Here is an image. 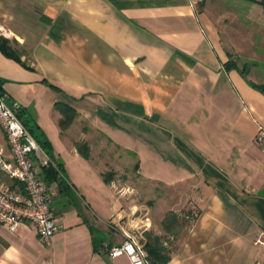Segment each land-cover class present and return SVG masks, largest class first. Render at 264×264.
<instances>
[{
    "label": "crops",
    "instance_id": "0c3cea01",
    "mask_svg": "<svg viewBox=\"0 0 264 264\" xmlns=\"http://www.w3.org/2000/svg\"><path fill=\"white\" fill-rule=\"evenodd\" d=\"M202 1L0 0L10 31L1 42L14 53L0 48V92L40 143L37 166L62 225L46 245L33 223L14 232L0 222V264H126L109 255L126 233L147 254L158 237L166 264H264L260 63L228 66L221 20ZM246 53L257 56L253 43ZM57 103L76 112L68 127ZM0 143L12 161L1 126ZM113 152L133 156L157 187L153 208L106 181ZM193 208L198 217L177 233L164 227L168 212Z\"/></svg>",
    "mask_w": 264,
    "mask_h": 264
},
{
    "label": "built area",
    "instance_id": "2783aa9c",
    "mask_svg": "<svg viewBox=\"0 0 264 264\" xmlns=\"http://www.w3.org/2000/svg\"><path fill=\"white\" fill-rule=\"evenodd\" d=\"M10 35V31L0 24V40ZM0 126L5 131L7 142L13 157L6 159V149L0 143V169L10 178L23 185L24 193L12 188L0 178V222L16 232L26 222L33 223L41 241L51 245L54 234L62 227L52 212L53 195L41 176L35 155L40 150V143L24 124L17 111L10 107L0 93ZM256 143L264 152V127H260ZM48 158L41 161L46 167ZM190 221L198 217V210L193 208L186 214ZM149 216L145 215V221ZM127 238L111 248V257L126 256V264H154L146 252L144 244L137 237L126 233ZM256 244L264 247V232L256 239Z\"/></svg>",
    "mask_w": 264,
    "mask_h": 264
},
{
    "label": "rangeland",
    "instance_id": "374dc122",
    "mask_svg": "<svg viewBox=\"0 0 264 264\" xmlns=\"http://www.w3.org/2000/svg\"><path fill=\"white\" fill-rule=\"evenodd\" d=\"M256 3L258 4L255 5ZM206 5L210 8L211 13L221 20L219 26L223 41L231 54L230 60L242 67L246 65L247 71L253 67L252 65L256 61L259 62L260 65L254 73L260 81H264V3L258 0H203V6L206 7ZM251 15L257 16L253 24ZM251 43L254 44V48L258 52L257 56L253 57L246 53V49ZM82 142L86 141L81 140L79 143ZM86 143L88 144V142ZM89 148L91 156L92 148L90 146ZM113 154L115 155L113 162L107 158L103 159L108 160V168H110L106 169L104 174L110 175V181L115 183L120 192L130 194L131 202L153 208L157 187L140 177L137 172L136 159L133 156L129 157L125 154L127 157L120 159L119 153L113 152ZM126 158L130 160L129 164ZM117 163L119 164L117 165ZM0 178L8 185L19 188V184L9 175L0 174Z\"/></svg>",
    "mask_w": 264,
    "mask_h": 264
},
{
    "label": "trees",
    "instance_id": "16d2710c",
    "mask_svg": "<svg viewBox=\"0 0 264 264\" xmlns=\"http://www.w3.org/2000/svg\"><path fill=\"white\" fill-rule=\"evenodd\" d=\"M262 3H264V0H258ZM200 5L203 6V1L200 2ZM6 41L5 39H1V41ZM228 66H237L236 63L232 62V60L228 61ZM246 67V65H245ZM243 67V71L247 72V69ZM262 89H264V86L261 87ZM1 93V92H0ZM57 107L59 109H62V113H63V118L61 121V125L62 128L67 127L68 124H70L74 117L76 112L74 111V109L71 106H68L66 104H61V103H57ZM17 114L19 116L20 113L17 112ZM39 142V141H38ZM40 142L42 143V146H44L45 148H49L50 147V143L46 140H40ZM78 148L79 150L84 154V156L86 157H90V148L88 146V144L86 142H82V143H78ZM47 167V166H46ZM137 168H138V164H137ZM47 172L49 175H52L53 173H56L57 171L53 168V167H47ZM54 175V174H53ZM57 176L54 175V178H56ZM104 177L106 179L107 182H110V175L104 174ZM15 182L17 184H19V182L17 180H15ZM14 187V186H12ZM190 220H188V218L186 217V215H184L183 217L178 215L175 212H168V214L166 215L165 219H164V227L168 230V231H174L175 233H177V229L181 228L182 226H184L185 224L189 223ZM93 232H94V242L96 245V248H99V241L101 238V234L94 228H92ZM146 248L148 250V258L149 260L154 263V264H166V261L168 259V256H165L163 253V247L162 244L160 242V239L158 237H154V238H149V241L146 245Z\"/></svg>",
    "mask_w": 264,
    "mask_h": 264
},
{
    "label": "water",
    "instance_id": "95a60500",
    "mask_svg": "<svg viewBox=\"0 0 264 264\" xmlns=\"http://www.w3.org/2000/svg\"><path fill=\"white\" fill-rule=\"evenodd\" d=\"M0 48H1L4 52H6L7 54H9V55H11V56L14 55V53L10 50V48L7 46V44H6L5 42H1V43H0Z\"/></svg>",
    "mask_w": 264,
    "mask_h": 264
}]
</instances>
